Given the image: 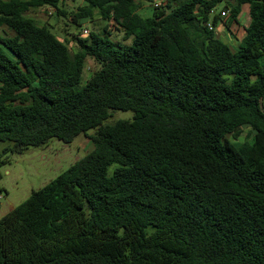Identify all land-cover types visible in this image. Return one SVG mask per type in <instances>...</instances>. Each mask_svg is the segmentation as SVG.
Wrapping results in <instances>:
<instances>
[{
  "label": "trees",
  "instance_id": "trees-1",
  "mask_svg": "<svg viewBox=\"0 0 264 264\" xmlns=\"http://www.w3.org/2000/svg\"><path fill=\"white\" fill-rule=\"evenodd\" d=\"M83 1L75 26L99 17L130 43L93 32L72 52L28 15L65 17L63 0H0L5 152L96 130L85 157L0 218V264H264V0H166L147 18L156 0ZM223 2L237 23L248 6L238 50L207 27ZM118 110L132 118L105 124Z\"/></svg>",
  "mask_w": 264,
  "mask_h": 264
},
{
  "label": "rangeland",
  "instance_id": "rangeland-1",
  "mask_svg": "<svg viewBox=\"0 0 264 264\" xmlns=\"http://www.w3.org/2000/svg\"><path fill=\"white\" fill-rule=\"evenodd\" d=\"M165 3L166 0H156L154 4L144 3L141 5L138 13L145 18L152 17L156 4L164 6ZM83 4V0H72L69 3L63 4L62 8L67 12V16L65 17L58 16L56 10L51 8L34 9L28 15L35 19L40 26L46 25L51 28V31L58 39L69 45L72 52L77 50L74 36L80 35L82 38H87L93 32L108 35L116 43H130V41L123 39L122 28L114 22L109 24V31L105 33L104 27L106 22L99 17H95L91 21H85L81 27L75 26V19L72 14ZM225 5L226 2L220 4L216 8V12L220 14ZM227 20L229 22L232 21L230 13ZM249 21L248 6H245L238 17V24L247 26ZM210 22H212V17L210 18ZM85 30L88 31L87 35L84 33ZM214 32L219 39L231 46L233 50L239 49L241 43H238L231 37L222 23L219 22ZM7 34L11 35L12 33L7 30ZM0 36H4V33L0 32ZM234 36L237 38L239 32L236 31ZM99 69V64L92 59L88 60L85 66L84 80H88ZM132 115L131 112L118 110L111 114V117L105 124H113L121 119H131ZM95 133L96 130H90L86 134L77 136L70 144H65L57 138H53L45 145L29 147L22 154L10 151L5 152L13 144L11 142H0V155L6 160V163L0 167V218L25 202L33 191L43 188L78 160L85 157L93 149L91 137ZM228 138L231 139V136H228ZM250 138V129L244 128L240 139L234 142H246Z\"/></svg>",
  "mask_w": 264,
  "mask_h": 264
},
{
  "label": "crops",
  "instance_id": "crops-1",
  "mask_svg": "<svg viewBox=\"0 0 264 264\" xmlns=\"http://www.w3.org/2000/svg\"><path fill=\"white\" fill-rule=\"evenodd\" d=\"M231 3H234L233 1H231V0H229ZM245 6H247V5H245ZM245 6H243V8H242V10L245 8ZM226 11H228V13H230V11L229 10H226ZM228 18H229V14H228ZM228 18H222V19H220L219 21H218V23H217V25L215 26V29H216V27L218 26V24H219V22L220 23H222L225 27H226V29H227V31L229 32V34L231 35V37L233 38V39H235V41H237L238 43H241L242 42V39L244 38V36H245V30H244V28L246 27V26H241V25H239L237 22H235V21H230V23H229V21L227 20ZM228 23V24H227ZM249 23V22H248ZM239 32V36L237 37V38H235V32Z\"/></svg>",
  "mask_w": 264,
  "mask_h": 264
},
{
  "label": "built area",
  "instance_id": "built-area-1",
  "mask_svg": "<svg viewBox=\"0 0 264 264\" xmlns=\"http://www.w3.org/2000/svg\"><path fill=\"white\" fill-rule=\"evenodd\" d=\"M65 3H69V2H71L72 0H63ZM52 9V8H51ZM213 14H214V12H212ZM228 11H226V10H222L221 11V13H220V16H221V18H228ZM207 27H208V29L210 30V31H214L215 30V26L212 24V22H209L208 24H207ZM84 33L87 35L88 34V31L87 30H85L84 31Z\"/></svg>",
  "mask_w": 264,
  "mask_h": 264
}]
</instances>
